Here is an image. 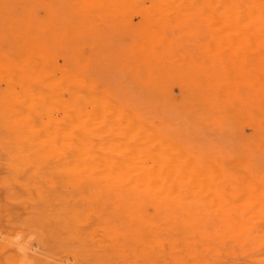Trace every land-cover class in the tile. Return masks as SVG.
Wrapping results in <instances>:
<instances>
[{
  "label": "rangeland",
  "instance_id": "rangeland-1",
  "mask_svg": "<svg viewBox=\"0 0 264 264\" xmlns=\"http://www.w3.org/2000/svg\"><path fill=\"white\" fill-rule=\"evenodd\" d=\"M163 1L165 2L164 6L162 5ZM245 1L247 2L248 0ZM154 2L156 4L160 3V5H156ZM235 2H238V0H0V129H4L6 132V134H4V131L2 132L0 130V142L7 143H0V264H20L21 260H24L21 264H264V237L262 239L261 235H258L261 233V227L264 226V204L261 206L259 205V203L264 202V198L261 199V192H264V131H262V133L260 129H257L255 132V126H253V123L251 124L253 119H256L257 116L258 120H256L260 122V120L263 119L262 122L264 123V115L262 116L261 113L264 111V58L262 56L264 55V49L256 45L257 43L254 41L251 42L247 40L248 35L245 31L247 29L245 28L246 26L248 27V25H246L245 28L243 27V29H245L243 30L244 32H242V29L238 31L240 30L239 27V29L236 30L237 27L235 25L238 23L239 26L240 19H238V8L234 5ZM153 3L155 4L154 7L152 5ZM241 11L246 17H244V19L247 21L249 18L247 15L248 11L246 9H241ZM50 14L51 17L49 16ZM263 27H261L262 32H264ZM248 29L252 31L250 27H248ZM46 31L47 34H45ZM248 33H250V31H248ZM35 38L36 40L38 39V41L40 39L41 42L39 43L42 44L35 43ZM80 40L85 43L83 53L89 54L85 56L91 55L94 57V54L97 53V57L99 56L101 59L92 67L99 87H111L118 97L125 99L129 104H133L139 111L153 118L159 130H162V127H164V131H160L161 133L163 132L165 135H170L171 131L172 135L170 138H179L180 140L178 139V141L181 142H179L181 145L182 142L186 143L187 141V149L189 151L192 150V153L195 154V150H197V155L200 154L201 156L203 154V158L204 156L207 158L209 154L216 157L219 161V158H221L226 166L223 168L222 164L214 165L216 170H220L219 173H217L219 178L216 176L217 171H215L214 167L206 166L207 168L210 167L209 170H212V168L214 170L210 171L213 173V177L211 173L209 175V177L211 176V181L208 177V173L204 171L205 168L202 169L204 172L199 171L201 170L200 167L197 169V172L207 175L205 179H203L204 176L202 177V175H200L201 178L199 175L196 176L197 173L195 172L194 174L196 170L192 171L193 173L191 171L186 172V168L182 170V172H186V178L189 174L190 176L194 174L196 180L193 178L195 181V188L193 189L191 188L193 182L191 183L188 181L190 184L187 182V184L191 185L190 187L185 184V180L192 179V177L182 179V174L178 179L179 181H175L174 184L170 181L168 185L165 184H167L169 180H167L165 176H159L161 187H157L154 184L158 189L152 185L153 180L151 184L148 183L146 185L143 181L141 183L142 185H140L142 186L140 190H142L143 193L140 191L139 194L137 193V197H133L135 193L131 195V197L135 199L140 195L139 198H143L142 200H144L141 202L138 198L141 204L138 203L139 201L137 202V200H132L133 198L131 199V197H128L131 193L125 196L130 198V201L126 199L127 202L131 203L132 200V205L135 201L136 204L138 203V207L140 205V213L137 207L135 208V212L131 204L130 207H128L129 205L124 203V195L118 197V195L113 196V194H109L101 197V195L97 194H95V196L86 194L85 196H81L80 191L76 189L70 190V188L67 187L66 190L61 189L64 188V186L58 183L54 185V182H50L47 186H41L43 182L39 180V182L33 181L34 183H32L38 188L35 186L33 187V185L30 187L28 185L25 186V182L28 181L26 180L28 179V174H30V172L27 174V171L30 169L25 167H35L36 165V167H38V165H40V167L42 165H46L47 167L57 166V160V162H53L52 165L49 159L52 161L56 158L60 160V157L64 155L62 152H67L66 150L68 149L70 150L72 146L70 144L75 143V126H73L75 122L71 121L73 118L68 120L65 113L67 112L69 115L70 112L74 110V104H72L74 100L72 99L74 98L73 95H75L74 85L76 84L74 83L76 76L74 75V77H72V69L74 65L79 66L77 60H80V56L84 55L80 53V46L82 43ZM43 41H47L48 43H43ZM92 41L94 42V46L90 45ZM60 42L62 44H60ZM87 44H89L88 46L90 48ZM46 45H48V47ZM129 45L133 46V48H130ZM142 46L151 49L153 52H158V55L161 52V56H163L165 52H168L170 55L171 47H173L175 51L179 50L180 54L181 52L193 54L187 61V58L184 60V55L182 56L181 54V58L179 61L177 60L178 62L183 60L180 64L176 61L174 63V60L170 58L160 61L157 60L159 63H157V66H162H160V69L166 68V75L167 71L173 68L178 69L177 75L184 73H180V68L182 71L186 69L189 74V65L192 60L194 62L196 56H201V58L199 57L201 61L200 64L202 63L203 66L207 65L206 62L210 64V67L213 64L215 69H212L214 72L216 71V74L214 72L212 73L211 82L209 80L210 77L204 79V75L200 77L203 81L201 80L199 82V75L194 71L195 68H192L193 74L195 72L194 78L196 79L193 81L194 78L190 76L187 81L193 80H191L192 83L189 84L190 81L186 82L187 77L184 81L183 75L180 78L175 74V70L173 69L171 72H173L175 77L173 75L170 76V74L167 81H165L167 77H163L164 81H159L161 73L164 74V71H162V69L158 70L157 67L156 71L158 70V72L156 73L160 76L158 79L155 76L154 81L152 77L148 75V77L153 80L152 82L154 84H152L150 82L151 79L149 80L148 77L144 78L145 75L142 78L144 68L140 69V67H138V69L134 62L132 64L128 61L130 58L126 60L122 56L124 52H129L126 51L129 47L128 50L132 49L136 54L135 56L140 57L139 52L141 48H143ZM49 47L51 48L49 49ZM125 47L127 48L125 49ZM175 48L178 49L176 50ZM39 49H41V51ZM30 50L35 52L31 53ZM33 53H37L36 55L38 56L33 55L32 57ZM76 53L80 54L78 55ZM252 53L254 56H252ZM75 54L80 58L75 57ZM177 54H175V57L178 56ZM204 54H206L207 57ZM255 56H257V60ZM196 58L197 62L199 58ZM34 59H36V62H34ZM147 59L146 62L148 61ZM252 59L255 66L256 63L258 64L259 62L262 64H258L259 66L257 69L255 68V71V66H252L254 63H251ZM32 60L34 63L31 62ZM162 62L171 64H164ZM73 63L77 64L73 65ZM44 64L46 66H44ZM36 65L37 68L35 67ZM153 65L155 64H150V66ZM60 66H62V69H60ZM55 68L58 70L56 71ZM78 68L75 69V74ZM259 68L262 71H260ZM258 69L259 72H256ZM40 70L42 71V76L43 73L46 72L44 77L41 76ZM65 70L69 73L71 71V79L69 78V73H64ZM197 70L199 69L197 68ZM33 71L35 72L33 73ZM171 72L169 71V73ZM38 73H40V76ZM48 74L52 75L54 78H51L49 82L47 79ZM61 74L64 77L62 80L60 79ZM213 75H215V77ZM184 76H186V74H184ZM142 80L144 82H142ZM208 81L209 83H207ZM62 83L64 84L63 86ZM199 83L202 84L201 89L199 88L201 85ZM28 84L34 89L28 86ZM67 84L69 87L66 86ZM193 84L197 86L193 88ZM209 84L211 86H209ZM212 84L214 85L212 89L213 92L211 93L210 91L211 94H209L208 91L207 94V90L208 88L211 89ZM70 85L72 86L71 89ZM189 85L190 88H188ZM203 86L205 89L207 86L206 92L203 91V93L205 92L204 97L207 94V99L211 97L209 101L206 98L200 97V95L203 96L201 92V90H204L202 89ZM26 87H28V90ZM67 88L71 92H68ZM31 89L32 91L37 90L36 93H38L39 96H34ZM22 90L24 93H22ZM53 91L55 92L53 93ZM55 94H58L60 98ZM24 96H26V104H24ZM43 98H47V101L43 100ZM33 99L35 100L33 101ZM204 99H206L207 102ZM38 101L40 105L38 104L39 110L37 113L36 108ZM49 101L50 104H48ZM69 101H71V103ZM64 103L67 110L64 107ZM41 106L42 110H40ZM58 106L59 111L55 108ZM252 107L258 113H255ZM21 108L22 110L25 108V111L23 112ZM19 111L22 112V114L20 113L18 115ZM45 112L46 115H50L48 119H45L47 116H43L44 118L41 116V114L45 115ZM48 112H50V114ZM5 113L6 117H3ZM31 114L34 115L36 120L33 118L34 121H31L33 120ZM73 114L71 115L72 117ZM254 115L255 117L251 119ZM38 117L40 118L38 119L39 121H37ZM255 119L254 125H257ZM64 120L67 121L68 125ZM36 121L39 122L41 128H44L43 131L38 125L37 127L33 126V122ZM41 122H43L42 124L45 123V125H42ZM61 123L62 125L60 126ZM259 124L257 126H264V124L261 125L262 123ZM64 125H67V127L70 125V130L67 131L66 128L60 130L61 128H58L59 126L64 127ZM46 128L49 129V132H47L48 129ZM166 129L169 130V132H167ZM261 129L264 130V127ZM39 131L43 133H39ZM61 131H63V135L60 134ZM253 131L255 134L258 132L263 134V139H257L256 136L258 135L255 136V139ZM68 132L70 135H68ZM10 133L12 134L10 135ZM47 133L50 134L47 135ZM57 134H59L63 140L58 137ZM37 139L40 140L38 141ZM47 139L49 140V146ZM184 143L183 146L186 145H184ZM6 146L8 148H6ZM25 146L27 149H24ZM12 147L17 149V151H10V149H13ZM2 148L8 149L7 152L10 151V153H7L5 150V153L2 152ZM21 148L26 151L24 152ZM73 149L71 148L70 151L73 152ZM20 150L22 151L20 152ZM70 151L68 153H70L71 157V155L75 153L72 154ZM198 151L201 153L198 154ZM47 152L49 154H47ZM41 155L43 156L41 157ZM211 155L209 156L211 157ZM66 157L67 156L64 158L63 156L64 160L68 159V157ZM202 157H200V159ZM63 158L61 159L62 161ZM207 159H212V157H208ZM247 159L252 163L254 162L253 164H259L260 168L256 167L257 165L253 166V164V168L256 167L258 169L249 168L251 164L246 166L237 165ZM10 161H12V164H10ZM33 161L35 163H32ZM19 165L20 168L23 167L28 170L24 172L22 170L19 171V174L17 172V174H15L10 167L17 168L16 166H18L19 168ZM236 165L237 167L240 166L237 168V171H239V176H241L240 171L242 170L243 177L241 176L239 178L237 175L238 173H236L237 171H233V173L229 172L231 171L230 167L235 166L236 170ZM228 166L229 176L234 173L237 175L233 176L234 181L235 177L243 179L244 176L247 177L248 175L247 180L244 178V180L239 181L244 182L250 180V184L255 183L253 178L256 176L253 174L256 173L258 177L254 179L256 182L258 181L256 183L257 185L261 184L260 188H262V191H260L261 189L255 184L256 187L254 185H246L249 182H245L244 185L243 182L239 183L238 179L237 185L235 184L236 181L235 183H231L236 185H234V188L227 187L231 179H229L230 177H228L227 173L223 174L227 175V177L221 175L224 169L227 171ZM192 168L195 167H190V169ZM243 169L247 172L243 171ZM206 171L208 172V169ZM155 172H158V170L155 169L154 173ZM244 172H246L247 175H245ZM219 175L222 177V180ZM252 175L254 177H252ZM14 177H19V180ZM202 180H204L203 184H201ZM208 180L210 181L209 184L206 183L209 182ZM224 180H226L228 184L224 182ZM156 181H158V179ZM204 184L206 185L205 190H209L208 193H212L213 191V194H211L213 195L211 196L212 199L210 196L208 197L206 195L207 191H203L204 187L202 186ZM210 184L212 186H209ZM148 185V190H152L154 187L152 192H160V195L155 194L154 197L160 196L161 199L153 198V195L147 196L148 190L145 186ZM164 185L167 186L169 190H167V187ZM239 185H244L242 187H245L246 192L251 189L252 186L256 190L257 188L259 189L255 191L257 195L260 194L261 201L257 195L256 200V198L253 197L254 194H250L253 191L249 192V190V193L247 192L251 196L253 195L252 197L255 199V203L256 201L259 202L256 203L259 206H257L258 208L255 205L257 208L254 210L255 212L252 208L254 207V202L249 199L250 195L246 196V198L243 196L246 200L242 197L239 198L238 193L241 191ZM208 186L210 189H208ZM247 186L250 188L248 189ZM88 187L87 189L90 191L96 189L94 186ZM173 187L174 189L176 188V191H181V193L179 194L178 191L175 193L176 191L173 190ZM198 187L200 188V193L198 192ZM239 187L240 189L238 191ZM253 187L251 190H253ZM97 188L99 189L100 187ZM132 188L134 187H131V189ZM159 188L163 189V191ZM178 188H182L183 190ZM223 188H227V192L229 191L228 188L233 191H229V194L231 193L230 195L225 191L226 194H228L226 196ZM101 189L104 190L106 188ZM165 189L167 191H164ZM184 189L185 193L183 194ZM155 190L158 191L155 192ZM171 190L174 191V193H170ZM193 190H195V193ZM218 190L223 192L225 200L220 199L222 196L218 198V194L215 195V192L217 193ZM192 191L193 195L191 194ZM202 192L204 193L203 196ZM233 192L237 195L238 199L240 201L242 199L243 202H239L237 198H235L236 195L232 197L234 196V194L232 195ZM263 192L262 194H264ZM141 193L144 197H141ZM145 193L147 194L145 195ZM168 193L172 195L178 194L179 196L183 194L182 197L188 194L187 196L189 198L185 196L182 200L181 197V201L174 197V199H177L175 201L172 198L173 196L171 195L170 197ZM196 193L198 196L196 197L201 198L197 200L195 197L194 200H191L190 198H194ZM221 193L219 195H222ZM178 195L175 196L178 197ZM112 196H117L116 198L118 199L116 200L115 198L113 200ZM150 196L155 201L149 198ZM204 196L209 198H207L208 202ZM147 197L149 201H152L148 202ZM165 198H167L166 200L169 202L165 201ZM227 199L232 202H228ZM211 204L213 205L211 206ZM175 208H177V210ZM221 208H225L226 211ZM246 208L247 210L250 209L249 211L253 214L255 213L254 215H257L261 219H258L257 216L254 217L249 211H247V215L246 211H244ZM215 209H221L220 211L222 214L225 213L222 215L218 212L219 215H216L217 211ZM125 210H128V212ZM235 212L238 213L239 219H236L238 218L237 213L236 217L234 216ZM260 213L263 217H261ZM252 217L255 219H252ZM231 219L234 224L231 222ZM247 221H250V223L246 226ZM235 223H237L238 226H236ZM230 227L231 230L235 229V231L231 232ZM255 230H258L260 233L257 231L255 233ZM263 231L264 227L261 233L262 236H264ZM239 233H244L245 235H240ZM256 236L261 239L259 238L258 240L254 238ZM19 246L28 248L31 254L40 257L43 262L40 263L37 261V263L35 260L23 259L21 256L22 251L18 249Z\"/></svg>",
  "mask_w": 264,
  "mask_h": 264
},
{
  "label": "bare ground",
  "instance_id": "bare-ground-1",
  "mask_svg": "<svg viewBox=\"0 0 264 264\" xmlns=\"http://www.w3.org/2000/svg\"><path fill=\"white\" fill-rule=\"evenodd\" d=\"M155 3V2H154ZM152 4L153 5V7H154V5L156 4ZM163 4V6L165 5L164 3V1L162 2ZM157 4H159L160 5V3H157ZM156 4V5H157ZM146 5V4H145ZM151 5V6H152ZM171 5V4H170ZM234 5H236L237 6V8H238V15H239V17H238V19H240L238 22H239V26H238V23L235 25L236 27H237V29L236 30H238L239 28H240V30H238V31H241V29H242V32H244L243 30H245V29H247V30H245L246 31V33H247V35H248V37H247V40H249V41H254L255 43H257L256 45H259L260 46V48L262 47L263 49H264V32H262V30H261V27H263L264 26V0H248L247 2L245 1V0H238V2H235V4ZM152 7V8H153ZM157 7V6H156ZM160 7H162V6H160ZM173 8V7H172ZM46 9V8H45ZM241 9H246L247 11H248V13H247V15L249 16V18L247 19V21H246V19H244V17H245V15H243L242 14V11H241ZM35 10V9H34ZM47 10V9H46ZM172 10V9H171ZM172 12H173V10H172ZM51 13V12H50ZM54 13V12H53ZM49 14V13H48ZM50 17H51V14L49 15ZM47 17H48V15H47ZM49 17V18H50ZM61 17V16H60ZM246 18V17H245ZM242 19V20H241ZM39 20H41V19H39ZM45 20H47V19H45ZM54 20V19H53ZM42 21V20H41ZM39 23V22H38ZM52 24V23H51ZM50 24V25H51ZM47 25V24H46ZM246 25H248V27H250L251 29H252V31L251 30H249L248 29V27L246 26ZM33 26V25H32ZM36 26V25H35ZM52 26V25H51ZM245 26H246V28H245ZM239 27V28H238ZM243 27L245 28V29H243ZM56 28V27H55ZM60 29V28H59ZM263 29H264V27H263ZM32 30V29H31ZM58 30V29H57ZM40 31V30H39ZM45 31V30H44ZM248 31H250V33H248ZM264 31V30H263ZM57 32V31H56ZM45 34H47V31L45 32ZM55 34V33H54ZM241 35V34H240ZM50 36V35H49ZM51 37V36H50ZM45 38V37H44ZM48 39V38H47ZM46 39V40H47ZM70 39V38H69ZM142 39V38H141ZM35 40H36V38H35ZM45 40V39H44ZM71 40V39H70ZM81 41V40H80ZM33 42H34V40H33ZM39 42H41L40 41V39H39V41H38V39L35 41V43H39ZM47 42V41H46ZM46 42H44L43 41V43H46ZM82 43H81V46H80V53L81 54H84L83 52H84V45H85V43L83 42V41H81ZM93 42V41H92ZM91 42V46H94L93 44H94V42L92 43ZM48 43V42H47ZM46 43V44H47ZM69 43V42H68ZM89 43H90V41H89ZM234 43V42H233ZM39 44H42V43H39ZM38 44V45H39ZM60 44H62L61 42H60ZM132 44V43H131ZM253 44V43H252ZM43 45H45V44H43ZM89 44H87V46H88ZM132 45H134V44H132ZM173 45V44H172ZM47 47H48V45H46ZM89 47V46H88ZM129 47L130 48H133V46H130L129 45ZM129 47H128V49H129ZM143 47V46H142ZM175 47V46H174ZM42 48V47H41ZM51 47H49V49H50ZM90 48V47H89ZM93 48V47H92ZM127 47H125V49H126ZM172 49H170L171 51H170V55H169V53L168 52H165V54L163 53V56H161L162 54H161V52L159 53V55H158V52H153L151 49H149V48H146V47H143V48H141V51L139 52V54H140V57H136L135 55V53H134V51L132 50V49H130V50H128V49H126V51H129L130 52V54H129V52H124L123 54H122V52H121V54H122V56H123V58L124 59H126L127 60V58H130V60H128V61H130L132 64H133V62H134V64L136 65V67L138 68V67H140V69L141 68H144V72H142L143 74V76H142V78L144 77V75H145V77L144 78H146V77H148V75L150 76V77H152V79L155 81V79H154V77L156 76V78L158 79L160 76L158 75V73H156V72H158V70L160 69V66L161 65H159V67L157 66V60H164V59H168V58H170V59H173L174 61V63H175V61L177 62V63H179L180 64V62L181 61H183V60H180V62H178L179 61V59L181 58V54H182V56L184 55V60L186 59V61L187 60H189L190 59V57H191V55H193V54H187V52L186 53H183V52H181V54L179 53V50H177L176 48V50L177 51H175V50H173V47H171ZM31 49V48H30ZM124 49V48H123ZM148 49H149V51H148ZM180 49V48H179ZM33 50H35V49H33ZM40 51H41V49H39ZM132 50V51H131ZM31 51V50H30ZM48 51V50H47ZM46 51V52H47ZM85 51H86V49H85ZM91 51H92V49H91ZM94 51V50H93ZM181 51V50H180ZM32 52H35V51H31V53ZM54 52H55V50H54ZM189 52H191V51H189ZM211 52V51H210ZM261 52V51H260ZM264 52V51H263ZM59 53V52H58ZM79 53V54H80ZM89 53V52H88ZM128 53V54H127ZM177 54L178 56H176L175 57V54ZM37 54V53H36ZM36 54H32V57H33V55H36ZM76 54H78V53H76ZM75 54V55H76ZM78 54V55H79ZM87 54V53H86ZM86 54H84V55H81L80 57L79 56H75V57H79L80 58V60H77L78 61V65L79 66H75L74 64H77V63H73V65H74V68L72 69L73 70V74L71 73V71H70V73L69 72H66V70L64 71V73H69V78L71 79V77H70V75L72 74V77H74V75L76 76V80H75V83L74 84H76V85H74L75 87V95H73V99L72 100H74L73 102H72V104H74L73 105V108H74V110L72 111V112H70V117H69V115L67 114V112L65 113V111H64V113H65V115L67 116V118H68V120H70V119H72L73 118V120H71V121H74L75 122V124H73V126H75L74 127V129H75V136H74V139H75V143H72V144H70V145H75V146H71V148L73 149L74 147V149H73V152L72 151H70L71 150V148H70V152H72V154H74V155H71V157H70V153H68L69 151L68 150H66V149H64V150H66L67 152H62V153H64V158H65V156H67L68 157V159H65L64 160V158H63V156L62 157H60V160H58L57 158L55 159V160H51V159H49L50 161H51V163H52V165H53V162H57V166L58 165H60V166H53V167H47L46 165H42L41 167H40V165H38V167H33V166H31V167H25V168H29L30 170H26L25 168H23V167H21L20 168V165H22V164H20L19 165V168H18V166H16L17 168H14V167H10L11 169H13V172L15 173V174H19L20 172L19 171H22L23 170V172L26 170L27 171V174H28V172H30V174H28V179H26V180H28L27 182H25V186L26 185H28L29 187L30 186H32L33 185V187L35 186V187H37L35 184H32V183H34V182H43L42 184H41V186L43 185V186H47V184H49L50 182H54V185H56V183H58L59 185H63L64 186V188H61V189H65L66 190V187L67 188H70V190L72 189V190H74V189H76V190H78V191H80V193H81V196L82 195H89V196H95V194H97V195H101V197L102 196H107V195H109V194H113V196L114 195H118V197L119 196H123L125 199V202L124 203H126L127 205H129L128 207H130V204L132 203V200H137V202L139 201L138 200V198L140 197V195H139V197L137 198V199H135V198H133L134 196H136L137 197V193L139 194L140 193V191L142 192V190H140V188L142 189V186H140V185H142L141 183L144 181V183H145V185L146 184H148V183H150L151 184V181L153 180V186H154V184H155V186H157V187H161V182H160V180H159V176H165V178L167 179V180H169L168 181V183L167 184H165V185H168V184H170V181H171V183L172 184H174V182L175 181H177L181 176V174L183 175V177H185L187 174H186V172L187 171H194V170H196V171H194V174H195V172L197 173L196 174V176H200V175H202V177H203V179H205V176H207V175H203V173L201 174V173H199V172H197L198 170V167H200V169L201 170H199L200 172H206V173H208V177H209V175H210V171H214L213 170V168H212V170H209V168H207L208 166H212V167H214V165H216V164H222L223 165V168H224V166H226V164H225V162L223 161V160H221V158H219L220 159V161L219 160H217V158L216 157H214L213 155H211V154H209V155H211V157H212V159H207L208 157L209 158H211L208 154V156H207V158H205V156H204V158L202 157V155L200 156V154L199 153H201V152H199L198 151V154L199 155H197V150H195V154L194 153H192V150L191 151H189L187 148V146H188V144H187V141H186V143H184V142H182V145L180 144L181 142L180 141H178V139L179 138H177V139H172L173 137H171L170 138V136L172 135L171 134V131H170V135L169 134H167V135H165V133L163 134V132L161 133L160 131H164L163 129H164V127H162L163 129L162 130H159L157 127H156V125H155V120L153 119V118H151L148 114H144V113H142L141 111H139L133 104H129L125 99H123V98H120V97H118L116 94H115V92L113 91V89L111 88V87H109V86H105L104 88H101V87H99V83L97 84V79H96V77L94 76V73H93V70H92V67H93V65H95V63L98 61H100L101 59H100V57L98 56L97 57V53H95L94 54V57L93 56H85ZM166 54H168V55H166ZM189 56V58H188V56ZM47 55V54H46ZM87 55H89V54H87ZM126 55H128V56H126ZM166 57H165V56ZM172 55V56H171ZM180 55V56H179ZM185 55H186V57H185ZM198 55V54H197ZM204 55H206V54H204ZM256 55V54H255ZM31 56V55H30ZM36 56H38V55H36ZM58 56V55H57ZM171 56V57H170ZM174 56V57H173ZM252 56H254L253 55V53H252ZM261 56V55H260ZM263 56V58H264V55H262ZM49 57V56H48ZM68 57V56H67ZM66 57V58H67ZM162 57H165V58H162ZM194 57V56H193ZM196 57H200L201 58V56H196ZM194 58L195 60H194V62H193V60H192V62H191V64L189 65L190 67L188 68V70H189V74H188V71L186 70V69H183V71H182V69L180 68V73H182V72H184L183 74H179V75H177L178 73H177V70L178 69H174L175 70V74L177 75V76H179L180 78L182 77V75H183V77H184V81H185V78H186V82H188V81H190L189 82V84H191L192 82H191V80H193V79H191V78H194V75H195V72L199 75V82L202 80L200 77H202V75H204V79H206L207 77H210V82H211V75H212V73L214 72V70L212 69V68H214L215 69V67H214V65L212 64V66L210 67V64L209 63H207L206 62V64L207 65H202V63L200 64V58L197 60V62H196V59L197 58ZM206 57H207V55H206ZM31 58V57H30ZM61 58V57H60ZM148 58V59H147ZM253 58V57H252ZM255 58H256V60H257V56H255ZM37 59V58H36ZM36 59H34V62H36L35 60ZM146 59L148 60L147 62H146ZM210 59V58H209ZM212 59V58H211ZM178 60V61H177ZM208 60V59H207ZM40 61V60H39ZM43 61V60H42ZM49 61V60H48ZM67 61V60H66ZM70 61V60H69ZM76 61V60H75ZM74 61V62H75ZM151 63H153V64H155V65H153V66H150V62ZM155 61V62H154ZM214 61V60H213ZM252 62L251 63H254L253 62V59L251 60ZM31 62H33V60L31 61ZM30 62V63H31ZM33 62V63H34ZM53 62H55V61H53ZM196 62V63H195ZM210 62V61H209ZM258 62V61H257ZM150 63V64H149ZM162 63H168V62H162ZM173 63V64H174ZM204 63V62H203ZM211 63V62H210ZM214 63V62H213ZM59 64H61V63H59ZM147 66H146V65ZM159 64V63H158ZM168 64H171V63H168ZM167 64V66L169 67V65ZM187 64H189V63H187ZM196 64V65H195ZM197 64H198V66H197ZM258 64H260V65H262L260 62L258 63ZM257 63H256V66H255V63L254 64H252V66H255L254 67V71H255V68L257 69L258 68V65ZM40 65V64H39ZM149 65V66H148ZM192 65H193V67H192ZM199 65H200V67H199ZM32 66V65H31ZM41 66H42V64H41ZM44 66H46L45 64H44ZM181 66H182V63H181ZM203 66V67H202ZM36 68H37V65L35 66ZM48 67V66H47ZM62 66H60V69H62L61 68ZM79 67V68H78ZM157 67H158V70L156 71V69H157ZM162 67V66H161ZM172 67H173V65H172ZM175 67V66H174ZM262 67V66H261ZM29 68H30V66H29ZM76 68H78L77 70H76V74L74 73V71H75V69ZM192 68L194 69L195 68V72H194V74H193V71H192ZM197 68L199 69V70H197ZM40 69H41V67H40ZM53 69V68H52ZM51 69V70H52ZM139 69V68H138ZM162 69V71H164V74H162L161 73V77H160V79H159V81L160 80H162V81H164L163 80V77L165 78V77H167V79L165 80V81H167L169 78H168V76L170 75V76H174L175 77V75L173 74V72H171V70H173V69H171V70H169V68H168V70L171 72V73H169V71H167V75L165 74L166 73V68H161ZM160 69V70H161ZM260 69V68H259ZM259 69L256 71V72H259ZM263 69V68H262ZM55 70L57 71L58 69H56L55 68ZM71 70V69H70ZM252 70H253V68H252ZM142 71H143V69H142ZM147 71H148V73H147ZM192 71V72H191ZM200 71V72H199ZM202 71H203V74H202ZM260 71H262L261 69H260ZM35 71H33V73H34ZM40 73H41V76H42V71L40 70ZM40 73H38V75L40 76ZM215 74H216V71L214 72ZM45 74H46V72H44L43 73V76L42 77H44L45 76ZM156 74V75H155ZM159 74H160V72H159ZM184 74H186V76H184ZM193 75V76H192ZM50 76V77H49ZM64 76H65V74H64ZM158 76V77H157ZM191 76V80H188L187 81V79H189V77ZM214 77H215V75H213ZM66 77H67V75H66ZM150 77H148L149 78V80L151 79ZM51 78H53V76L52 75H49L48 74V77H47V79H48V82L51 80ZM57 78H59V77H57ZM62 78H64L63 77V75L61 74L60 75V79L62 80ZM68 78V77H67ZM44 79V78H43ZM46 79V80H47ZM54 79V78H53ZM151 79V83L152 84H154ZM195 79L196 78H194V80L193 81H195ZM182 80H183V78H182ZM208 80V79H207ZM260 80V79H259ZM44 81H45V79H44ZM53 81V80H52ZM203 81V80H202ZM142 82H144L143 80H142ZM51 83V82H50ZM198 83V82H197ZM207 83H209V81L207 82ZM31 84V83H30ZM146 84V83H145ZM156 84H158V83H156ZM199 84H201V83H199ZM204 84V83H203ZM64 84L62 83V86H63ZM151 85V84H150ZM28 86H30L29 84H28ZM60 86V85H59ZM61 86V87H62ZM66 86H68V84L66 85ZM103 86V85H102ZM187 86V85H186ZM195 86H197V85H195ZM194 86V84H193V88L195 87ZM201 86H202V84L199 86V88L201 89ZM209 86H211L210 84H209ZM208 86V87H209ZM30 87H32V86H30ZM69 87V86H68ZM71 85H70V89H71ZM27 88V90H28V87H26ZM36 88V87H35ZM188 88H190V85H189V87ZM199 88H198V91H199ZM214 88V85L212 84V87H211V89H209L208 88V90H207V86H206V89H205V87L203 86L202 87V89H204V90H201V92L203 93V91H205L206 92V90H207V94H208V91H209V94H211L213 91H212V89ZM32 89H34L33 87H32ZM32 89H31V92H33V95L35 96V95H38L39 96V94L38 93H36L37 92V90H34V91H32ZM58 89V88H57ZM61 89V88H60ZM68 89V88H67ZM192 89V88H191ZM54 90V89H53ZM189 90V89H188ZM187 90V91H188ZM26 91V90H25ZM30 91V90H29ZM28 91V93L30 94V92ZM38 91H39V88H38ZM45 91V90H44ZM63 91V90H62ZM67 91V90H66ZM70 90L68 89V92H69ZM73 91V92H74ZM197 91V92H198ZM210 91H211V93H210ZM46 92V91H45ZM55 91H53V93H54ZM71 92V91H70ZM190 92V91H189ZM192 92H193V90H192ZM200 92V91H199ZM205 92L202 94L203 96H201L200 95V97H202V98H206L207 99V94L205 95V97H204V94H205ZM22 93H24V91L22 90ZM28 93H27V97H28ZM36 93V94H35ZM51 94V93H50ZM18 95H19V93H18ZM26 95V94H25ZM56 95V94H55ZM58 95V94H57ZM56 95V96H57ZM71 95V94H70ZM32 96V95H31ZM43 96V95H42ZM41 96V97H42ZM15 97H16V95H15ZM58 97H59V95H58ZM208 97H209V95H208ZM38 98V97H37ZM60 98V97H59ZM25 99H26V96H24V104H26L25 102H27V101H25ZM47 98H43V100H45V101H47L46 100ZM57 99V98H56ZM68 99V98H67ZM70 99V98H69ZM206 99H204L206 102H207V100L209 101L210 99H211V97H209L207 100ZM35 99H33V101H34ZM53 100V99H52ZM54 100H55V96H54ZM31 101V100H30ZM57 101V100H56ZM36 102H37V100H36ZM54 102V101H53ZM70 103H71V101H69ZM30 103V102H29ZM43 103V102H42ZM38 104H39V101H38V103H37V110H36V112L39 110L38 109ZM48 104H50V101H49V103ZM60 104V103H59ZM69 104V103H68ZM22 105H23V103H22ZM34 105V104H33ZM40 105V104H39ZM55 106V105H54ZM54 106H53V108H54ZM66 106H68V105H66ZM69 106H70V104H69ZM68 106V107H69ZM254 106H255V104H254ZM260 106V105H259ZM51 107V106H50ZM64 107H65V103H64ZM261 107V106H260ZM56 108V110L57 111H59L58 110V108H59V106L58 107H55ZM66 108V107H65ZM72 108V107H71ZM252 109H253V107H252ZM256 109V108H255ZM19 110H20V107H19ZM21 110H22V108H21ZM27 110V109H26ZM40 110H42V106H41V109ZM55 110V109H54ZM61 110V109H60ZM66 110H67V108H66ZM254 110V109H253ZM23 112L25 111V108H24V110H22ZM46 111V110H45ZM62 111V110H61ZM255 111V110H254ZM258 111H260V110H258ZM263 111V110H262ZM13 112V111H12ZM16 112H17V110H16ZM53 112V111H52ZM253 112V111H252ZM22 114V112H18V115L19 114ZM30 113V112H29ZM38 113V112H37ZM49 114H50V112H48ZM62 113V112H61ZM64 113H63V115H64ZM74 113V114H73ZM255 113H258L257 111H255ZM262 113V116L264 115V111L263 112H261ZM27 114H28V112H27ZM60 114V113H59ZM73 114V117L71 116ZM30 115V114H29ZM63 115H62V117H63ZM3 116V115H2ZM14 116V115H13ZM16 116H17V114H16ZM33 116V117H32ZM38 116V115H37ZM41 116H42V118H44L43 116H47L45 119H48V117H50V115H46V112H45V115L43 114H41ZM261 116V115H260ZM261 116V117H262ZM3 117H6V113L4 114V116ZM19 117V116H18ZM27 117V116H26ZM31 117H32V119L34 118V115H32L31 114ZM35 117H36V114H35ZM40 117V116H39ZM37 118V121H39L38 119H40V118ZM253 117H255V115L254 116H252L251 117V119H253ZM258 117V116H257ZM256 117V119L258 120V118ZM261 117H260V119H261ZM9 118V117H8ZM20 118L22 119V117L20 116ZM51 118H53V117H51ZM50 118V119H51ZM263 118V117H262ZM18 119V118H17ZM35 120H36V118H34ZM34 119L33 120H31V121H34ZM56 119V118H55ZM66 119V118H65ZM255 119V118H254ZM254 119H253V122H251V124L253 123V126H255V132L257 131V129H260L261 131L260 132H262V131H264L263 129H261V128H263L264 126H257L259 123H262L261 125H263L264 123L262 122V120L263 119H261L260 120V122H258L256 119V124L257 125H254V123H255V121H254ZM61 120V119H60ZM63 120V119H62ZM67 120V119H66ZM66 120H64V122H66L67 123V121ZM9 121V120H8ZM33 122V126L35 127H37V125H38V127L39 128H41L40 126H39V122ZM41 121H42V119H41ZM29 122H30V119H29ZM46 122V121H45ZM51 122H53V121H51ZM73 122V123H74ZM31 123V122H30ZM43 122H41V124H42ZM18 124V123H17ZM25 124V123H24ZM23 124V125H24ZM35 124V125H34ZM42 125H45V123L44 124H42ZM62 125V123L60 124V126ZM67 125H68V123H67ZM67 125H64V127L62 126V127H58V128H61L60 130H63L64 128H66V130L68 131V130H70V125H69V127H67ZM260 125V124H259ZM4 126V125H3ZM31 126H32V124H31ZM72 126V127H73ZM160 126V125H159ZM5 127V126H4ZM29 127V126H28ZM50 127H51V125H50ZM260 127V128H259ZM57 128V127H56ZM55 128V129H56ZM67 128H69V129H67ZM5 129H6V127H5ZM20 129V128H19ZM46 129H48V128H46ZM1 130V129H0ZM26 130V129H25ZM37 130V129H36ZM40 130V129H39ZM41 130L43 131L44 130V128H41ZM53 130V129H52ZM4 134H6V132H5V130L3 129V130H1ZM9 131V130H8ZM46 131V130H45ZM72 131V130H71ZM166 131L167 132H169V130H167L166 129ZM165 131V132H166ZM254 131H253V133H254ZM10 132V131H9ZM41 131H39V133H40ZM47 132H49V129H48V131ZM51 132V131H50ZM59 132V131H58ZM63 131H61V133L60 134H62L63 135V133H62ZM70 132V131H69ZM69 132H68V135H70L69 134ZM260 132H258V133H260ZM23 133V132H22ZM38 133V134H39ZM41 133H43V132H41ZM46 133V132H45ZM45 133H44V135H45ZM65 133V132H64ZM252 133V134H253ZM258 133H254L253 135H254V138L256 139V137H257V139L258 138H262L263 139V137H264V133L263 134H258ZM12 133H10V135H11ZM48 134H50V133H47V135ZM53 134V133H52ZM35 135V134H34ZM42 135V134H41ZM43 135V136H44ZM46 135V136H47ZM58 135V137H60L61 139H62V137L59 135V134H57ZM67 135V134H66ZM74 135V134H73ZM169 135V136H168ZM256 135H258V136H256ZM262 135H263V137H262ZM51 136V135H50ZM175 136V135H174ZM256 136V137H255ZM261 136V137H260ZM36 137V136H35ZM49 137V136H48ZM53 137V136H52ZM52 137H51V139H52ZM56 137V136H55ZM67 137V136H66ZM69 137V136H68ZM175 137H177V136H175ZM10 138V137H9ZM32 138V137H31ZM37 138H42V137H37ZM54 138V137H53ZM72 138H73V136H72ZM33 139V138H32ZM45 139V138H44ZM64 139H65V137H64ZM259 139V140H260ZM38 140V139H37ZM40 140V139H39ZM38 140V141H39ZM42 140V139H41ZM48 140V139H47ZM63 140V139H62ZM72 140V139H71ZM176 140V141H175ZM180 140V139H179ZM259 140H257V141H259ZM43 141V140H42ZM68 141H69V139H68ZM177 141H178V143H177ZM185 141V140H184ZM254 141V140H253ZM257 141H255V142H257ZM262 141V140H261ZM46 142V141H45ZM49 142V140L47 141V143ZM56 142V141H55ZM59 142H60V140H59ZM58 142V143H59ZM71 142V141H70ZM180 142V143H179ZM1 144L2 143H4V142H0ZM6 143V142H5ZM4 143V144H5ZM12 143V142H11ZM46 143V144H47ZM183 143H184V145L186 146H183ZM7 144V143H6ZM41 144H43V143H41ZM9 145V144H8ZM18 145V144H17ZM50 144L48 143V146H49ZM56 145V144H55ZM58 145H60V144H58ZM57 145V146H58ZM70 145H69V147H70ZM12 146V145H11ZM45 146V145H44ZM1 147V146H0ZM20 147H21V145H20ZM40 147V146H39ZM45 147H47V146H45ZM53 147V146H52ZM6 148H8L7 146H6ZM11 148V147H10ZM9 148V149H10ZM13 148V147H12ZM22 148H24V147H22ZM21 148V149H22ZM38 148V147H37ZM41 148V147H40ZM42 148H43V146H42ZM63 148V147H62ZM3 149V148H2ZM24 149H27L26 148V146H25V148ZM51 149V148H50ZM196 149V148H195ZM4 150L7 152V150L4 148L3 149V151L2 152H4ZM15 150V151H14ZM23 150V149H22ZM22 150H20V152L22 151ZM30 150V149H29ZM40 150V149H39ZM39 150H38V152H39ZM43 150H44V148H43ZM10 151H14V152H16L17 151V149H15V148H13V149H10ZM10 151L9 152H7V153H10ZM24 152L26 151V150H23ZM32 151V150H31ZM34 151V150H33ZM48 151V150H47ZM50 151V150H49ZM203 151V150H202ZM257 151V150H256ZM54 152V151H53ZM207 152V151H206ZM5 153V152H4ZM41 153V152H40ZM61 153V154H62ZM203 153V152H202ZM207 153H209V152H207ZM252 153V152H251ZM3 154V153H2ZM13 154V153H12ZM34 154V153H33ZM42 154H45V153H42ZM47 154H49L48 152H47ZM53 154V153H52ZM55 155H57L56 153H54ZM69 156H68V155ZM204 154H205V151H204ZM9 155V154H8ZM4 156V155H3ZM43 155H41V157H42ZM55 157V156H54ZM66 157V158H67ZM200 157H202L201 159H200ZM38 158V157H37ZM36 158V159H37ZM53 158V157H52ZM63 158V161L61 160ZM213 158H215V159H213ZM8 160H10V159H8ZM57 160V161H56ZM40 161V160H39ZM61 161H62V163H61ZM15 162V161H14ZM19 162V161H18ZM31 162V161H30ZM21 163V162H20ZM23 163V162H22ZM32 163H35L34 161L32 162ZM39 163V162H38ZM45 163V162H44ZM43 163V164H44ZM48 163V162H47ZM46 163V164H47ZM58 163H60V164H58ZM254 163V162H253ZM249 159H247V160H245V161H242V163L241 164H237V165H244V166H246V165H249V164H251V166H252V164H253ZM260 163V162H259ZM10 164H12V161H10ZM27 164V163H26ZM56 164V163H55ZM225 164V165H224ZM261 164V163H260ZM34 165V164H33ZM49 165V164H48ZM237 165H236V170H235V166L234 167H230V170L232 171H229L230 173H233V171H237V168H239V167H237ZM254 165H257L256 167H259V164H253V166ZM22 166H24V165H22ZM44 166H46V167H44ZM207 166V167H206ZM249 167V168H253V166L252 167ZM190 167H195V168H192V169H190ZM202 167V168H201ZM219 167V166H218ZM242 167V166H241ZM256 167H254V168H256ZM32 168V169H31ZM188 169V170H186V169ZM203 168H205L204 169V171L202 170ZM208 169V172L206 171L207 169ZM215 168V167H214ZM243 168H245V167H243ZM253 168V169H254ZM260 168V167H259ZM158 170V172H155L154 173V170ZM185 169V173L184 172H182V170H184ZM228 169H229V166L227 167V171H226V169H224V172L222 173V175L221 176H223V177H227V175H223L224 173H229L228 172ZM241 169V168H240ZM239 169V170H240ZM252 169V170H253ZM256 169H258V168H256ZM179 170V171H178ZM215 171H217L216 172V176L218 175L217 173H219V171L220 170H216V168H215ZM243 171H246V170H244L243 169ZM250 171H251V169H250ZM17 172V173H16ZM188 172V173H189ZM247 172V171H246ZM246 172H244L245 173V175H247V173ZM7 173V172H6ZM22 173V172H21ZM158 173V174H157ZM193 173V172H192ZM199 173V174H198ZM229 173V174H230ZM236 173H238L237 175L239 176V171H237ZM240 175L243 177V175H242V170L240 171ZM253 173H254V171H253ZM194 174L192 175V176H190V174L187 176V178H190V177H192V179H189V180H185L186 182H185V184L188 186L189 184H190V182L192 183L193 182V186H191V185H189V187L191 186V188L193 189V188H195V181H194ZM229 174H228V177H230L229 179H231V181L229 182L230 184H228L227 182H226V180L228 179H226V180H224V182H226L227 184H228V186L227 187H233L234 188V185L236 184L237 185V179H238V181L239 180H244V178L247 180V177H248V175H247V177H245L244 176V178L243 179H239L241 176H239V178L237 177H235V181H236V183H235V181H234V178H233V176L235 175V173L234 174H231L232 175V177H231V175L229 176ZM26 175V174H25ZM213 175V173H211V176ZM219 175V176H220ZM237 175H235V176H237ZM253 175H255L256 177H258V175H256V173H254ZM252 175V177H254ZM17 176V175H16ZM211 176L209 177V179L211 178ZM215 176V177H216ZM220 176V179L222 178ZM26 177V176H25ZM183 177H181L182 179H187L186 177L185 178H183ZM213 177V176H212ZM218 177V176H217ZM256 177H254V178H256ZM15 178V177H14ZM17 178V177H16ZM15 178V179H16ZM19 178V177H18ZM17 178V179H18ZM194 178V179H193ZM200 178H201V176H200ZM219 178V177H218ZM253 178V180L255 181V183H252V184H250V180L249 181H242L243 183H244V185H245V182H249V183H247L246 185H256V186H258L259 188H260V186H261V184L260 185H257L256 183L258 182H256V180ZM14 179V180H15ZM158 179V181H156ZM164 179V178H163ZM198 179V178H197ZM19 180V179H18ZM39 180V181H38ZM146 180V181H145ZM192 180V181H191ZM196 180V179H195ZM206 180H207V177H206ZM205 180V181H206ZM215 180V179H214ZM219 180V179H218ZM222 180V179H221ZM34 181V182H33ZM179 181V180H178ZM181 181H183V180H181ZM188 181H190V182H188ZM203 181V182H202ZM201 181V184H203L204 183V180H202ZM209 181V180H208ZM210 181H211V179H210ZM210 181L209 182H206V183H210ZM227 181H229V180H227ZM234 181V182H233ZM252 181V180H251ZM18 182H21V181H18ZM159 183V186H158V183ZM165 182H167V181H165ZM184 182V181H183ZM187 182L189 183V184H187ZM200 182V181H199ZM213 182V181H212ZM220 182H222V181H220ZM241 181H239V183H240ZM241 182V183H242ZM15 183H17V182H15ZM46 183V184H45ZM61 183V184H60ZM215 183V182H214ZM217 183V182H216ZM231 183H235L234 185L233 184H231ZM19 184V183H18ZM36 184H40V183H36ZM171 184V185H172ZM196 184H197V181H196ZM220 184V183H219ZM221 184H223V183H221ZM23 185H24V183H23ZM53 185V184H52ZM53 185V186H54ZM151 185V186H152ZM164 185V186H165ZM171 185H170V187H171ZM180 185V184H179ZM225 185V184H224ZM223 185V186H224ZM230 185V186H229ZM235 185V186H236ZM244 185H242V186H244ZM254 185V186H255ZM58 186V185H57ZM88 186H94V188H96L95 190L93 189V190H88L87 189V187ZM140 186V187H139ZM150 186V187H151ZM154 186V187H155ZM178 186V185H177ZM196 186H198V185H196ZM205 184L202 186V187H204V190L203 191H207V196L209 197L210 196V198L212 199V197L211 196H213V195H211V194H213V191H212V193L210 192V193H208V191L209 190H205ZM209 186H212L211 184L209 185ZM208 186V189H210V187ZM240 186V185H239ZM242 186H240L241 187V189H240V187L238 188V191H239V189L241 190V191H239V193L237 192V190H236V192L239 194V198L240 197H242L243 198V196L246 198V196H249L250 194H254V198H256V195H257V193H256V191H258L259 189L257 188V190L256 189H254V187H253V190H251L252 189V187H251V189H249L250 187H248L247 186V188L250 190H248L249 192H251V191H253V192H251L250 194H248L247 192H246V190H245V187L243 188ZM255 186V187H256ZM263 186V185H262ZM55 187V186H54ZM97 187H100L99 189L97 188ZM129 187H130V190H129ZM131 187H134V188H132L131 189ZM148 187H149V185L148 186H145V188L148 190ZM154 187H153V189H154ZM157 187H155L156 189H158ZM165 187H167V186H165ZM176 187V186H175ZM180 187H181V185H180ZM188 187V188H189ZM222 187V186H221ZM225 187V186H224ZM38 188V187H37ZM49 188H50V186H49ZM89 188V187H88ZM101 188H106V189H101ZM183 188V187H182ZM181 188V189H182ZM199 188V187H198ZM217 188V187H216ZM216 188H215V190H216ZM246 188V189H247ZM55 189V188H54ZM91 189H92V187H91ZM150 189V188H149ZM152 189V188H151ZM152 189V190H153ZM159 189H161V188H159ZM178 189H180V188H178ZM180 189V190H181ZM226 189V190H225ZM244 189V190H243ZM261 190L260 191H262V188H260ZM264 189V188H263ZM69 190V191H70ZM146 190V191H147ZM152 190H148V195L147 196H149V195H153L152 197L153 198H159V199H161L160 198V196H157V197H154L155 196V194L156 195H160L159 193H154V192H152ZM162 191H163V189H161ZM167 190H169V188L167 187ZM166 189L164 190V191H167ZM173 190L174 191H176V188L174 189V187H173ZM183 190V189H182ZM189 190H190V188H189ZM196 190V189H195ZM195 190H193L194 191V193H195ZM213 190V189H212ZM223 190H224V192L226 191L227 192V188H223ZM228 190L229 191H231L229 188H228ZM243 190V191H242ZM256 190V191H255ZM145 191V192H146ZM151 191V192H150ZM158 190H155V192H157ZM174 191H170V193H174ZM178 192H179V194L181 193V191H179V190H177ZM177 191L175 192V193H177ZM193 191L191 192V194L193 193ZM200 191V188H199V190H198V192ZM219 191V192H218ZM217 191V193L215 192V195H217L218 194V198L219 197H221L220 199L222 200H225V198L223 197V192L221 193L220 192V190H218ZM229 191L227 192L228 194H229ZM233 191V190H232ZM226 192L224 193V194H226ZM256 194H255V193ZM263 192V191H262ZM262 192H261V195H262V198L260 197V192L258 193L259 195H257V197L259 198V200H260V198L261 199H263L264 198V194H262ZM129 193H131L130 194V196H128L127 194H129ZM136 195H135V194ZM143 193V192H142ZM141 193V197L143 196V194ZM147 193H145V195L147 194ZM152 193V194H151ZM170 193H168V194H170ZM185 193V189H184V192H183V194ZM200 193V192H199ZM222 194V195H219V194ZM243 193V194H242ZM246 195H245V194ZM264 193V192H263ZM134 194V195H133ZM162 194V193H161ZM182 194V195H183ZM187 194V193H186ZM203 192H202V196H203ZM209 194V195H208ZM228 194H226V196L228 195ZM231 194V193H230ZM229 194V195H230ZM234 194V196H232V197H235V193L233 192L232 193V195ZM240 194H241V196H240ZM131 195H133V197H131ZM171 195L172 194H170V197H171ZM176 196L178 195V194H175ZM174 194L172 195L173 197V200H177V199H174V197L175 198H178V200H181V197H182V195L181 196H179L178 195V197H176ZM188 195V194H187ZM187 195H184L183 197H182V200H183V198L185 197V196H187ZM193 195V194H192ZM205 195V196H206ZM112 196V197H113ZM125 196H128V197H131V203H129V202H127V201H130V198H127V197H125ZM151 196L149 197V198H151ZM197 196V193L194 195V198L193 197H191L190 199L191 200H194L195 199V197ZM204 196V197H205ZM251 195H250V200H252V202H254V207H252L253 208V211L255 210V209H257L259 206H258V204H256L258 201H256V203H255V199H253V197H252ZM111 197V198H112ZM117 197V196H116ZM116 197H113V200L116 198ZM144 197V196H143ZM162 197H163V195H162ZM165 197V196H164ZM188 197V196H187ZM198 197V196H197ZM196 197V198H197ZM203 197V198H204ZM208 197H205L206 198V200H207V202H208ZM251 197H252V199H251ZM89 198V197H88ZM91 198V197H90ZM153 198H151L152 200H153ZM189 198V197H188ZM201 197H199V198H197V200H199ZM204 198V199H205ZM208 198V199H207ZM217 198V199H218ZM235 198H237V200L239 201V202H243L242 201V199H241V201L238 199V197H237V195H236V197ZM245 198H243V199H245ZM248 198V197H247ZM51 199V198H50ZM118 198H116V200H117ZM126 199H127V201H126ZM140 200H141V202L142 201H144V200H142L141 198H139ZM167 198H165V201H167L166 200ZM185 199H187V198H185ZM184 199V200H185ZM210 199V200H211ZM219 199V200H220ZM248 199V200H249ZM152 200H148V197H147V201L148 202H151ZM163 200H164V198H163ZM173 200H171V201H173ZM181 200V201H182ZM209 200V201H210ZM246 200V199H245ZM256 200H257V198H256ZM122 201V200H121ZM153 201H155V200H153ZM213 201V200H212ZM211 201V202H212ZM227 201L228 202H232V201H230V200H228L227 199ZM261 201V200H260ZM115 202V201H114ZM141 202L139 201L138 203L139 204H141ZM167 202H169V201H167ZM215 202H217V201H215ZM220 202V201H219ZM249 202H251V201H249ZM251 202V203H252ZM117 203H119V202H117ZM129 203V204H128ZM138 203L136 204V201L134 202V204H136V205H132L133 207H134V209L137 207V210H139V213H140V209H139V207H140V205H139V207L137 206L138 205ZM165 203V202H164ZM213 203V202H212ZM218 203V202H217ZM226 203V202H225ZM259 203V202H258ZM264 204V202L263 203H259V205L261 206V205H263ZM213 204H211V206H212ZM242 205V204H241ZM255 205H256V207H255ZM132 206H131V208H132ZM184 206V205H183ZM215 206V205H214ZM213 206V207H214ZM244 206V205H243ZM149 207V206H148ZM147 207V208H148ZM213 207H211V208H213ZM235 207V206H234ZM236 207H237V204H236ZM121 208V207H120ZM123 208V207H122ZM131 208H129V209H131ZM173 208V207H172ZM176 210H177V208H175ZM180 209V208H179ZM221 209H223V208H221ZM221 209H218V210H216L217 211V213L218 212H220L221 214H222V212L220 211ZM224 211H226L225 210V208L223 209ZM222 210V211H223ZM250 210V209H249ZM249 210H247V208L244 210V211H246V214L248 215V212L247 211H249ZM252 210V209H251ZM124 211V210H123ZM126 212H128V210H125ZM133 212V211H132ZM135 212H136V209H135ZM255 212V211H254ZM216 213V215H219V213L217 214ZM225 213V212H224ZM223 213V214H224ZM232 213V212H231ZM236 213L237 212H235V214H234V216L236 217ZM249 213L251 214L252 212L251 211H249ZM133 214H135V213H133ZM222 214V215H223ZM250 214H249V216H250ZM255 214V213H254ZM253 213H252V215L254 216V217H256L257 215H254ZM237 215H238V213H237ZM260 215H261V213H260ZM134 216V215H133ZM232 216H233V214H232ZM233 216V218H234V220H235V217ZM248 216V218L250 219V217ZM135 217V216H134ZM147 217V216H146ZM244 217H245V215H244ZM254 217H252V219L254 218ZM258 217V216H257ZM261 217H263L262 215H261ZM232 218V217H231ZM232 218V219H233ZM260 217H258V219H259ZM232 219H231V222H232ZM236 219H239V215H238V218H236ZM255 219V218H254ZM261 219V218H260ZM146 220V219H145ZM229 220V219H228ZM240 220H242V219H240ZM147 221V220H146ZM237 221V220H236ZM242 221H244V220H242ZM254 221V220H253ZM262 221V220H261ZM150 222V221H149ZM239 222V221H238ZM263 222H264V217H263ZM151 223V222H150ZM233 224H234V222H232ZM248 223H250V221L248 222L247 221V223H246V226H247V224ZM245 224V223H244ZM243 224V225H244ZM235 225L236 226H238L237 225V223H235ZM241 225H242V223H241ZM252 225V224H251ZM156 226V225H155ZM253 226V225H252ZM259 226V225H258ZM257 226V227H258ZM260 227V226H259ZM264 227V226H263ZM263 227H261L262 229H263ZM253 228H254V226H253ZM260 229V228H259ZM262 229H260V232L262 233ZM230 230H231V227H230ZM235 231V229L234 230H231V232H234ZM243 231V230H242ZM256 231L257 232H259L258 230H255V233H256ZM251 232H253V231H251ZM250 232V233H251ZM259 232V233H260ZM247 233H249V232H247ZM254 233V232H253ZM252 233V234H253ZM258 234V235H261V238L263 239V237L264 236H262V234ZM263 233H264V231H263ZM240 234V233H239ZM244 234V233H243ZM242 233L240 234V235H243ZM245 235V234H244ZM256 235V234H255ZM264 235V234H263ZM231 236H232V233H231ZM236 236V235H235ZM259 237V236H258ZM235 238V237H234ZM254 238H257V236L256 237H254ZM260 238V237H259ZM259 238H257L258 240H259ZM260 238V239H261ZM250 239V238H249ZM256 240V239H255ZM254 240V241H255ZM264 240V239H263ZM257 241V240H256ZM261 241V240H260ZM21 244V243H20ZM17 247V246H16ZM20 247V248H19ZM18 247V249L20 250L21 249V256L23 257V259L24 258H27V259H30V260H35V262H37V261H39L40 263L41 262H43V260L40 258V257H38V256H35V255H33V254H31L30 252H29V249L28 248H26V247H22V246H19ZM262 247V246H261ZM250 254H251V252H250ZM260 254V253H259ZM254 255V254H253ZM264 255V254H263ZM241 257V256H240ZM245 259V258H244ZM73 260V259H72ZM22 261V260H21ZM20 261V264L21 263H23L24 262V260L21 262ZM64 261V260H63ZM71 261V260H70ZM30 262V261H29ZM38 263V262H37Z\"/></svg>",
  "mask_w": 264,
  "mask_h": 264
}]
</instances>
